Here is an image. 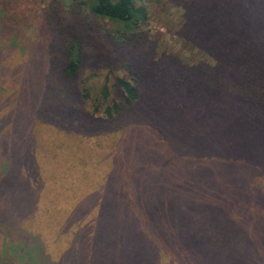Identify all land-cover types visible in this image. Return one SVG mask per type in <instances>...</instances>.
<instances>
[{"label": "trees", "instance_id": "trees-1", "mask_svg": "<svg viewBox=\"0 0 264 264\" xmlns=\"http://www.w3.org/2000/svg\"><path fill=\"white\" fill-rule=\"evenodd\" d=\"M140 1L90 3L122 26L121 39L109 32L121 48L147 41ZM179 1L188 38L215 62L166 54L151 74L152 57L130 62L94 113L58 93L83 64L80 47L53 86L47 57L8 50L0 11V237L37 245L35 264H264V0ZM61 104L75 131L60 124L44 142L43 110Z\"/></svg>", "mask_w": 264, "mask_h": 264}, {"label": "rangeland", "instance_id": "rangeland-1", "mask_svg": "<svg viewBox=\"0 0 264 264\" xmlns=\"http://www.w3.org/2000/svg\"><path fill=\"white\" fill-rule=\"evenodd\" d=\"M91 1L0 0V11L12 26L8 29L6 42L4 41L8 50L14 49L16 56L19 57L22 53L21 47L23 50L30 48V52L21 56L27 58L33 54L38 55L39 52L41 56L47 57L44 65L49 70L53 86L58 85L63 77L61 75L63 68L72 57L69 48L74 43L80 47L83 64L69 87H59L58 93L71 95L75 104L92 113H94V101L99 98L106 82L114 88L116 76H130L131 70L128 66L130 62L140 63L143 57H152L153 61L146 69L143 68L147 74H151L158 67L166 54L178 56L192 67L198 65L197 68H200V64L215 62L207 50L195 47L188 38L184 30L186 25L184 9L179 0H142L137 3L140 9H146V16L140 15L138 20L140 31L147 36L146 43L140 48L133 46L121 48L116 45L113 39H110L109 32L115 39H121L124 35L122 26L94 13L91 10ZM255 37L248 34L245 38L251 42ZM3 86L11 92L16 84L12 80H7ZM85 87L89 88L91 96L84 100L80 90ZM14 96L17 95H11L9 101ZM53 97L54 92L52 97L47 99L49 103L52 102ZM18 100H20L19 95ZM12 105H16L17 108L19 103L15 101ZM73 110L75 112L74 108ZM43 113L49 117L48 120L42 121V125H48L49 129L43 131L36 128L35 132H43L39 134L46 137L44 142L48 140L51 129L56 126L61 127L60 124L68 122L71 130L75 131L73 126L75 114L66 112L64 104L44 108ZM95 115L103 114L99 112ZM38 118V116L35 117V119ZM153 122L150 121V123ZM90 133L93 132L90 131ZM4 134L0 130L1 147H4ZM43 143L33 142L37 147ZM49 237L50 234L46 235V239ZM5 240L7 245H0V258L8 254L16 264H35L33 254L37 245H32V242L26 240H24L26 245L19 244L18 235L13 232L0 237V243H4ZM59 242H48L49 248L59 245L57 250L59 251L67 244L65 237Z\"/></svg>", "mask_w": 264, "mask_h": 264}]
</instances>
